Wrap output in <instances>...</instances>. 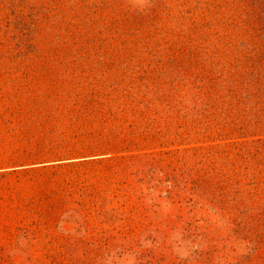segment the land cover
<instances>
[{
	"label": "rangeland",
	"instance_id": "rangeland-1",
	"mask_svg": "<svg viewBox=\"0 0 264 264\" xmlns=\"http://www.w3.org/2000/svg\"><path fill=\"white\" fill-rule=\"evenodd\" d=\"M0 264H264V0H0Z\"/></svg>",
	"mask_w": 264,
	"mask_h": 264
},
{
	"label": "trees",
	"instance_id": "trees-1",
	"mask_svg": "<svg viewBox=\"0 0 264 264\" xmlns=\"http://www.w3.org/2000/svg\"><path fill=\"white\" fill-rule=\"evenodd\" d=\"M91 147H85V149L80 150H70L65 149L63 146H58L53 144V146L42 148L32 153H28L22 157L20 162L26 163V165H21V168L28 169H48L54 167H60L65 164H71L74 160H86L88 158H93L95 155H88L91 152L86 150H91ZM84 150V151H83ZM97 156V155H96ZM95 156V157H96ZM20 163V164H21Z\"/></svg>",
	"mask_w": 264,
	"mask_h": 264
}]
</instances>
